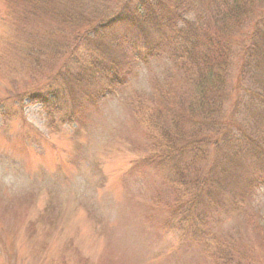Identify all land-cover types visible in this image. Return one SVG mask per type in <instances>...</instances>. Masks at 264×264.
I'll use <instances>...</instances> for the list:
<instances>
[{
	"label": "rangeland",
	"instance_id": "374dc122",
	"mask_svg": "<svg viewBox=\"0 0 264 264\" xmlns=\"http://www.w3.org/2000/svg\"><path fill=\"white\" fill-rule=\"evenodd\" d=\"M60 32L21 0H0V264H232L213 258L219 242L233 262L264 264L263 177L248 192L250 165L239 158L228 169L234 190L224 193L225 208L205 225L191 223L192 233L178 229L172 207L182 197L165 168L145 161L144 126L126 103L149 88L156 68L140 67L121 92L88 100L107 81L53 78L66 55L52 49L72 40ZM256 131L264 135V122Z\"/></svg>",
	"mask_w": 264,
	"mask_h": 264
},
{
	"label": "trees",
	"instance_id": "16d2710c",
	"mask_svg": "<svg viewBox=\"0 0 264 264\" xmlns=\"http://www.w3.org/2000/svg\"><path fill=\"white\" fill-rule=\"evenodd\" d=\"M21 1L72 34L51 51L66 55L53 78L89 87L107 81L88 100L121 92L140 67L156 68L149 88L134 90L126 103L144 126L151 150L145 161L165 168L182 197L172 207L178 229L192 233L191 223L205 225L210 211L225 208L224 193L233 189L228 169L239 158L250 165L242 176L248 192L264 179V135L256 131L264 122V0ZM163 59L169 69L150 64ZM219 243L215 261L239 264L228 243Z\"/></svg>",
	"mask_w": 264,
	"mask_h": 264
}]
</instances>
